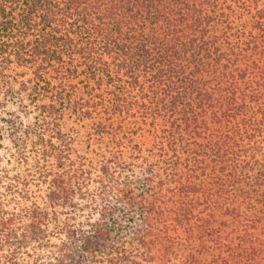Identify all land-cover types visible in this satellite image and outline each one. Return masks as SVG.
<instances>
[{
    "label": "trees",
    "instance_id": "trees-1",
    "mask_svg": "<svg viewBox=\"0 0 264 264\" xmlns=\"http://www.w3.org/2000/svg\"><path fill=\"white\" fill-rule=\"evenodd\" d=\"M0 264H264V0H0Z\"/></svg>",
    "mask_w": 264,
    "mask_h": 264
}]
</instances>
